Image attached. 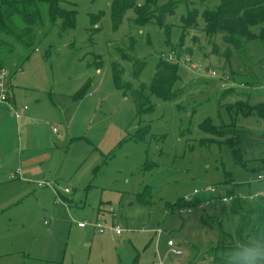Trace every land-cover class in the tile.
Returning a JSON list of instances; mask_svg holds the SVG:
<instances>
[{
    "label": "rangeland",
    "instance_id": "374dc122",
    "mask_svg": "<svg viewBox=\"0 0 264 264\" xmlns=\"http://www.w3.org/2000/svg\"><path fill=\"white\" fill-rule=\"evenodd\" d=\"M168 1L158 0L157 6ZM111 2L61 0L64 8L75 11L73 26L58 19L36 31L32 48L13 43L1 56L17 99L33 91V99L21 107L37 109V120L47 123L27 132L26 146L49 153L51 160L36 166V182L31 179L22 189L18 181L27 180L24 176L8 179L19 169L13 167L15 158L3 156L17 146V138L3 133L0 200L24 191L13 203L28 206L0 212V264H212L220 226L234 236L239 230L241 215L234 213V202L218 201L190 213L170 211L166 203L217 185L221 198H246L245 212L261 196L248 197L264 192V115L257 113L264 111L263 43L240 38V49L230 47L227 56L224 35L208 37L201 16L220 0H189L200 15L195 26L186 28L183 42L185 1L166 19L168 42L158 24H136L132 9L115 25ZM259 29L251 28L254 33ZM178 58L174 96L151 95L152 110L137 117L125 84L149 86L160 59ZM135 60L145 62L139 77L133 73ZM19 64L23 67L17 70ZM191 64L197 68H186ZM116 67L121 70L118 79ZM211 69L216 77L207 74ZM205 121L252 132L219 136L200 128ZM147 125L145 136L136 140L133 135ZM67 135L63 143L61 136ZM55 177L56 188L37 185ZM142 191L150 193L148 204L138 202ZM110 207L123 229L121 239L113 229L97 235L79 228V222L95 220L99 210L98 221L111 224ZM17 214L27 222L21 231L10 221ZM158 228L163 229L159 235ZM169 240L180 254L171 251Z\"/></svg>",
    "mask_w": 264,
    "mask_h": 264
},
{
    "label": "trees",
    "instance_id": "16d2710c",
    "mask_svg": "<svg viewBox=\"0 0 264 264\" xmlns=\"http://www.w3.org/2000/svg\"><path fill=\"white\" fill-rule=\"evenodd\" d=\"M182 1H185L188 7L187 14L182 16L181 19L183 30L180 39L183 42L187 33L186 28L195 26L200 15L195 5V7L189 6V0H169L161 7L157 6L158 0H144L143 3H139V0H112V18L115 25H119L126 12L132 9L135 12L134 20L136 24L140 26L148 23L158 24L164 29L166 42H168L170 27L166 19L168 16L175 14L178 4ZM200 1L203 4L208 0ZM201 16L204 21L203 30L208 37H214L217 34L224 35L223 41L229 46L225 51L227 56L230 47L240 49V38L247 40L257 38L264 45V0H220V3L215 7L205 8L201 12ZM58 19H61L66 27L73 26L75 23V11L64 8L61 5V0H0V67H6L1 56L10 50L13 43L27 49L32 48L36 31L41 30L47 24H54ZM253 26H260L258 33L251 30ZM133 63L137 67L133 72L134 77H139L145 62L135 60ZM179 65H181L179 58L176 61L160 59L155 66V73L149 86L141 84L138 89H133L130 84H125V94H129L132 98L137 117L152 110L151 95L166 100L174 96L173 87L179 78ZM186 68L191 70L189 66ZM19 69H22V64L17 65V70ZM120 73L121 70L116 67L117 79ZM262 112L264 111H257L259 115H264ZM251 113L252 111L249 110L248 114ZM200 128L219 136L226 133L244 136L252 132L248 128H217L209 121L202 123ZM149 129L148 125L142 127L133 137L140 140ZM232 144H235V141ZM216 187V193H199L190 200L181 198L175 203H166L167 209L173 211L192 207L193 210H196L198 205L206 200L216 198L218 202L221 200V196L217 194L219 187L217 185ZM149 194L147 191L139 193L138 202L148 204ZM232 202L236 205L233 209L234 213H240L241 215V224L235 236L220 226L218 242L211 248L213 253L212 264H222L224 255L237 243L245 241L251 236L264 234V197L257 199L256 203L245 212L243 211L245 200L234 198Z\"/></svg>",
    "mask_w": 264,
    "mask_h": 264
},
{
    "label": "crops",
    "instance_id": "0c3cea01",
    "mask_svg": "<svg viewBox=\"0 0 264 264\" xmlns=\"http://www.w3.org/2000/svg\"><path fill=\"white\" fill-rule=\"evenodd\" d=\"M26 92H28V94H23L21 96H18V99H17L15 93L13 92L15 105L20 110L23 109V107H21V103H23V101H25V100L31 101L33 99V95H30V93H29V92H33V91L30 90V91H25V93ZM53 98H54V96L52 97V99ZM60 105L62 107H64L65 104L60 103ZM64 109H65V107H64ZM37 112H38L37 109L29 108V109H26L25 111H23V114L21 117L17 118L10 111L9 106L7 104L0 102V143H3V133H10L14 138H17V146L15 148H10L8 150L6 149L3 156L15 158L14 162H13V167L19 166V169H21V171H23L21 173V175L15 177V178H11V176H10L11 174H10L8 176V179L14 180L17 178L18 179L21 178V176H24L27 180L19 179V181H18V185L22 189L26 188L28 181H33L31 179H34V182H36L35 174H34L35 167L38 166L39 164H43L45 162H50V160H51V155L49 153H43L41 150H38L36 148H29L26 146V143L28 144V142H29L28 138H27L29 135L28 133L30 131L38 130L39 127H41L42 125L43 126L47 125L46 122L44 123V122L37 120V118H36ZM54 128H53V131L57 132L54 130ZM67 137H68V135L64 136V137L61 136V140L64 139L63 143H65L67 141ZM22 144H23V146H21ZM54 146L57 147L55 144H54ZM48 166L50 167V165H48ZM8 179L7 180L5 179V182H8ZM48 179H50V178H48ZM57 181H58V179H57V177H55L54 178V185H55L54 187L55 188L57 186V184L55 182H57ZM3 185H6V184H3ZM43 187H49V186H43ZM43 187H39V188H43ZM23 192L17 193L14 196L9 197V198H2L0 200V212H4L5 210H10V213H11L12 212L11 210H21L22 208H25L26 206H28V203H20L21 201L13 203L14 198L19 197L20 195H22ZM61 196H62V194H61ZM62 198L63 199L65 198L68 201L70 200V199L66 198L65 196H62ZM100 212L101 211L99 210L98 214H100ZM42 213H43V215L45 214V211L43 208H42ZM98 214L96 215V219L98 218ZM10 221L12 224L15 223L17 230H19V231H21L25 228V225L23 223L26 222V218L22 215L17 214L15 216H12L10 218ZM41 221H42V218H41ZM36 222L37 221L33 220V225H35ZM79 228L83 231H85L86 228H89L92 233L94 232V230L92 231L93 228L90 226L89 227L88 226L83 227V228L79 227ZM89 229H88V231H89ZM15 230L16 229H14L13 231H15ZM108 230H111V228H108ZM111 231H113V230H111ZM155 234H156V232H155ZM97 235H99V234H97ZM117 238L121 239V236H119ZM10 253L14 254L17 252H15V250H11ZM2 255L3 254H0V256H2ZM20 255H21V257H23V256L27 257V255L25 253H21ZM29 259H31V258H29ZM33 259L40 260L41 258L40 259L33 258ZM25 261L27 263V260H25ZM42 261L46 262L47 260H42ZM7 264H15V263L13 260H9V262Z\"/></svg>",
    "mask_w": 264,
    "mask_h": 264
},
{
    "label": "built area",
    "instance_id": "2783aa9c",
    "mask_svg": "<svg viewBox=\"0 0 264 264\" xmlns=\"http://www.w3.org/2000/svg\"><path fill=\"white\" fill-rule=\"evenodd\" d=\"M191 70H195V68H197V66L195 64H191L189 67ZM194 68V69H192ZM208 75L211 77H216L217 73L215 70L211 69L207 71ZM11 73L8 71V68L6 67H0V102H3L5 104H7L9 106L10 111L18 118L21 117V115L23 114V111L28 109V106H24L22 110L18 109V107H16L15 105V101H14V96H13V86L11 83ZM55 131H57L56 128H54ZM21 175V170H15V172L11 173V178H15L17 176ZM260 178L262 179L263 177L260 176ZM37 185L39 187H43V186H49V187H53L54 186V182L52 181H43V182H38ZM217 192V187L216 186H211V187H207L204 188L202 191H198V190H194V196L199 194V193H216ZM65 193H69L68 189H65ZM264 197V192L260 194H256V195H251L248 197L249 200H254L255 198L258 197ZM234 198H239L242 200H246V198H242L240 195L239 196H223L221 198V202L222 203H227L232 201ZM186 199V198H185ZM191 198L187 199L190 200ZM217 200L216 198H212L209 200L204 201L203 203H200L198 205V208H204L207 205H211L216 203ZM184 210L185 212H192L193 208L192 207H186V208H182L179 209L178 211ZM109 214H110V220H111V224H106V223H102L99 222L98 219L95 220H90V221H83V222H79L78 226L79 227H87V226H91L94 230L95 233L97 234H102L106 229L111 228L115 231V233L118 236H121L123 233V229L121 228V226L118 224L117 222V212L113 207L109 208ZM155 232L157 233V235L161 234L163 232L162 228H158L157 230H155ZM168 245L171 247V251L175 254H180L182 251L180 248H174V243L172 240L168 241ZM159 264H162V262H158Z\"/></svg>",
    "mask_w": 264,
    "mask_h": 264
},
{
    "label": "clouds",
    "instance_id": "9594fccd",
    "mask_svg": "<svg viewBox=\"0 0 264 264\" xmlns=\"http://www.w3.org/2000/svg\"><path fill=\"white\" fill-rule=\"evenodd\" d=\"M222 264H264V234L237 243L224 255Z\"/></svg>",
    "mask_w": 264,
    "mask_h": 264
}]
</instances>
